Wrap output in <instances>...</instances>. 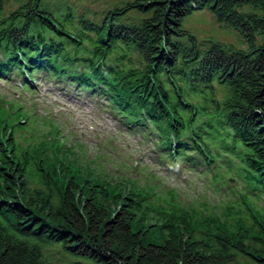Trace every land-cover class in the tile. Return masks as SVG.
Segmentation results:
<instances>
[{"label": "trees", "instance_id": "trees-1", "mask_svg": "<svg viewBox=\"0 0 264 264\" xmlns=\"http://www.w3.org/2000/svg\"><path fill=\"white\" fill-rule=\"evenodd\" d=\"M43 1L31 0L0 20V39L20 40L36 29L68 37L69 29ZM3 10L0 0V17ZM199 10L238 29L249 49L219 41L198 48L185 23ZM78 21L81 28L74 30L80 44L90 39L91 57L117 51L142 59L143 66L125 68L130 84L154 81L165 95L164 76L173 87L181 82L209 97L215 82L224 85L227 93L215 111L250 149L248 164L264 184V0H133L108 11L101 25ZM35 153L36 147L24 148L13 137L7 148L0 143V264H59L47 255L48 246L94 264H264L262 228L228 221L190 226L188 218L165 217L136 203L126 186L104 188L89 173L69 170L58 176L47 157V170L36 169Z\"/></svg>", "mask_w": 264, "mask_h": 264}, {"label": "rangeland", "instance_id": "rangeland-1", "mask_svg": "<svg viewBox=\"0 0 264 264\" xmlns=\"http://www.w3.org/2000/svg\"><path fill=\"white\" fill-rule=\"evenodd\" d=\"M27 0H4V14L16 10L22 3ZM45 6L50 9L60 10L56 13L58 16L67 15L69 12L78 21L86 18L95 24H101L109 10L125 6L127 2L133 0H44ZM248 10V8H245ZM134 12H130L131 15ZM136 15V14H135ZM185 28L193 34L197 46L201 49H206L211 44V41H219L225 44L233 45L242 50L249 49V43L244 38L243 34L234 27L219 22L216 17L208 10L196 11L190 16ZM95 36L93 33L92 37ZM133 62L136 65H143L136 53L132 54ZM215 97L218 100L223 99L226 94V88L219 84H215ZM47 255L53 257L59 264H94L90 261L75 258L66 254L60 246H48L46 248Z\"/></svg>", "mask_w": 264, "mask_h": 264}]
</instances>
